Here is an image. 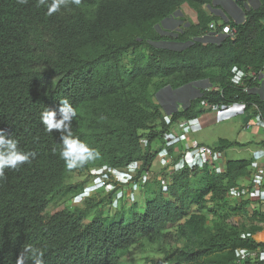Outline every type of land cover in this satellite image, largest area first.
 Listing matches in <instances>:
<instances>
[{
  "label": "trees",
  "instance_id": "trees-1",
  "mask_svg": "<svg viewBox=\"0 0 264 264\" xmlns=\"http://www.w3.org/2000/svg\"><path fill=\"white\" fill-rule=\"evenodd\" d=\"M214 1L80 0L56 12L37 0H0V130L20 150L36 153L18 171L5 169L0 182V264H16L25 244L43 250L44 264H133V247L148 255L143 264H235L234 250L264 245L253 238L264 215L246 201H227L228 191L249 176L252 160H227L221 174L154 170L133 191L144 196L141 212L133 196L126 209L102 217L109 193L45 216L56 197L71 194L70 203L84 189L70 182L74 175L95 178L102 166L131 163L139 165L136 179L150 172L163 136L178 121L204 114L203 101L243 102L251 117L264 120V100L253 91L258 80L245 81L248 92L230 82L233 66L264 70V0L242 7L236 22L208 12ZM183 5L196 22L183 20L184 27L165 32L163 24L183 16ZM225 26L233 36L213 37ZM196 82L208 88L166 123L156 94ZM64 98L77 110L73 135L99 151L84 168H66L60 134L41 122L45 109L58 111ZM242 146L219 140L216 148ZM235 217L241 224L231 222Z\"/></svg>",
  "mask_w": 264,
  "mask_h": 264
},
{
  "label": "built area",
  "instance_id": "built-area-1",
  "mask_svg": "<svg viewBox=\"0 0 264 264\" xmlns=\"http://www.w3.org/2000/svg\"><path fill=\"white\" fill-rule=\"evenodd\" d=\"M210 28H215L210 25ZM234 30L229 26L221 28L220 32H215L213 37L217 38L220 35H232ZM264 70L257 73L250 70H244L237 66L230 69V82L234 86L243 87L244 92L250 91L245 86V81L250 80L254 82L259 80ZM200 108L205 110V113L213 115V121L221 123L228 121L234 117L242 116L246 112L245 104L243 102H233L228 105H214L206 102L200 103ZM199 118V117H198ZM180 120L173 124L168 133L163 136V146L161 151L157 154L155 163H157L156 171L171 173L180 171L183 168H207L215 174L224 172V166H221L225 151L218 150L217 144L214 147H208L197 142H189L188 135L200 129L199 119ZM254 119L256 118L253 117ZM169 116L164 117V121L169 123ZM264 122V120H261ZM249 123L244 124V128H249ZM259 127L264 128V123ZM141 144L144 147L145 139H141ZM139 165L131 163L124 168H111L102 166L94 173L97 176H104L105 181L99 186L98 190L84 189L77 193L71 199L69 208H81L84 201L91 198L94 194L101 191L104 195L112 193L110 202L111 208L113 202L117 203L122 199L131 201L133 198V191L137 187V182H144L148 179L152 172L144 173L138 179L137 171ZM169 177H165L161 181L162 191H166ZM227 201L231 204L239 205L243 202H248V207L256 209L260 214L264 215V159H252L250 165V174L247 178L240 181L239 185L231 188L227 193ZM264 243V240L263 242ZM235 264H264V245L257 249H236L233 252Z\"/></svg>",
  "mask_w": 264,
  "mask_h": 264
},
{
  "label": "clouds",
  "instance_id": "clouds-1",
  "mask_svg": "<svg viewBox=\"0 0 264 264\" xmlns=\"http://www.w3.org/2000/svg\"><path fill=\"white\" fill-rule=\"evenodd\" d=\"M29 0H18L20 4H27ZM80 0H37V6H46L52 11L59 12L70 4H79ZM60 107L57 110H48L41 114V122L48 133L53 130L60 134L62 148L60 157L69 170L84 168L90 162L99 157V151L90 147L87 143L75 137L72 133V121L77 117V110L67 98L59 101ZM36 153L24 152L18 148V141L11 133L0 130V182L7 179L5 169L18 171L22 166L30 164ZM256 159H264V150L253 153ZM113 207H119L114 201ZM43 250L25 244L23 250L16 260V264H44Z\"/></svg>",
  "mask_w": 264,
  "mask_h": 264
},
{
  "label": "rangeland",
  "instance_id": "rangeland-1",
  "mask_svg": "<svg viewBox=\"0 0 264 264\" xmlns=\"http://www.w3.org/2000/svg\"><path fill=\"white\" fill-rule=\"evenodd\" d=\"M183 7H184L182 9L183 17L185 20L189 21L190 19H189L188 13L191 15V13H193V11L191 9H189L186 5H184ZM173 23H176V22H173ZM163 27L165 29L171 28V26L168 24H164ZM203 85L207 86V83L203 82ZM212 117H213V115H212ZM241 119H242V116H237V117H234L228 121H224L221 123H217V122L213 121L210 123L209 126H206L203 129L201 128L198 131L189 134L188 139H191V140L195 139L198 142H199V140H202L200 142H204L206 145H208L210 147H214L217 144V141L221 138H228V140H235V138L239 134H243L244 132L251 133V130L244 129L242 127ZM252 126L253 125H251V127ZM259 147H260L259 145L249 144L245 148H243V147L242 148L241 147L230 148V149L225 151L221 166H224V163L226 160H229V161L249 160L251 155L253 157L252 152L258 150ZM156 167H157V163H153L152 171H154L156 169ZM103 181H105L104 176H97L94 178V177H91L89 175L82 174V175H74L70 182L72 184L82 185L84 189L98 190L99 186L102 184ZM155 188L157 189L156 185H155L154 189ZM103 193H104V191H103ZM103 193L100 192V193H96V194L97 195L99 194V196H103ZM96 194H94L93 196H91V198H89L87 200L94 198L96 196ZM140 194L141 193H138V190H136L133 193V196L136 197V204L138 206V210L141 212L143 210L144 196L142 198V195H140ZM70 197H71V194H68V195L63 196V197H56L50 203L48 208L46 209L45 216L49 217L52 214H54L55 212L63 209L65 206H70L71 203H69V202L67 203V200H69ZM118 204H119V207L111 208L110 205L105 201L102 204V207L100 209L101 216L104 218L111 216L116 211L120 210L121 208L126 209L129 206V202L125 198L123 200H120L118 202ZM91 217L92 216L89 215L87 218V221H89L91 219ZM231 222L235 225L241 224L242 218L241 217L232 218ZM261 226L264 227V225H261ZM147 256L148 255L146 253H142L141 251H139L138 249L133 247L130 251L128 259H130L133 264H143V259Z\"/></svg>",
  "mask_w": 264,
  "mask_h": 264
},
{
  "label": "crops",
  "instance_id": "crops-1",
  "mask_svg": "<svg viewBox=\"0 0 264 264\" xmlns=\"http://www.w3.org/2000/svg\"><path fill=\"white\" fill-rule=\"evenodd\" d=\"M255 4L256 3L254 0H215L213 2L212 8L211 9L207 8V10L208 12L220 18V20H223L225 17H228L230 20L236 22V21L242 20V17H243L242 11H241L242 7H247L248 5L255 6ZM183 6L181 7V11L184 8ZM188 16L190 19L189 22L191 23L196 22L194 12L191 13V15L188 13ZM183 20H185L183 16L176 15L172 22L182 23ZM165 24H168V23H165ZM163 30L165 32L172 31L171 28L165 29L164 27H163ZM205 88H208V85L204 86L203 82L193 83L189 86H186L184 89L180 88L178 89L179 91L181 90H184V91L183 93L180 92L178 94L176 92H172L169 88H164L156 94V100L159 103L165 116H169V114L172 113L173 111H179L185 108L186 106H188L189 102L198 96L199 91ZM253 91H255L258 94V96H260V98L264 100V73L261 75L260 79L258 80L257 85L253 88ZM198 119L200 123V129L201 128L203 129L206 126H209L210 123L213 122L212 115L208 113L202 114ZM241 123H242L243 128H244L245 123H249L250 126L247 130H251V133L244 132L243 134H239L237 135L235 140H228V138H221L219 140H227L230 142L235 141L239 143L240 145H244L242 146L243 148L247 147L249 144H255V145L260 146L258 150L256 151L264 150V146L261 145V143H264V128L259 127L264 122H262L258 118V116H256V118L254 119L253 117H251V113L249 111H246L245 114L242 115ZM251 125L253 126L251 127ZM188 141L197 142L199 144L208 146L204 142H200L202 140H199L198 142L195 139L194 140L188 139ZM233 148H237V147H233ZM252 159H255L254 155L253 157L251 155L249 160H252ZM262 225H264V223ZM253 238L255 241L262 243L264 240V227H263V230L255 234Z\"/></svg>",
  "mask_w": 264,
  "mask_h": 264
},
{
  "label": "flooded vegetation",
  "instance_id": "flooded-vegetation-1",
  "mask_svg": "<svg viewBox=\"0 0 264 264\" xmlns=\"http://www.w3.org/2000/svg\"><path fill=\"white\" fill-rule=\"evenodd\" d=\"M172 21H173V19H168L165 23L170 24L171 29H172L173 31H177L179 28H182V27L185 26L183 23H178V22L173 23ZM171 22H172V23H171ZM188 86H189V85H188ZM185 87H186V86H184L182 89H184ZM179 89H180V88H179ZM170 90H171V89H170ZM171 91H172V92H176V93L178 94V93H180V92L183 93L184 90L179 91L178 89H176V90H171Z\"/></svg>",
  "mask_w": 264,
  "mask_h": 264
},
{
  "label": "water",
  "instance_id": "water-1",
  "mask_svg": "<svg viewBox=\"0 0 264 264\" xmlns=\"http://www.w3.org/2000/svg\"><path fill=\"white\" fill-rule=\"evenodd\" d=\"M172 18H174V15L172 16ZM181 88H183V87H181Z\"/></svg>",
  "mask_w": 264,
  "mask_h": 264
}]
</instances>
